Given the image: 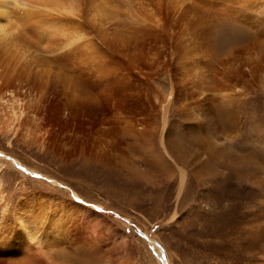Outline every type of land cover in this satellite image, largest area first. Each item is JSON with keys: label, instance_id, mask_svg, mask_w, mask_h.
Segmentation results:
<instances>
[{"label": "bare ground", "instance_id": "bare-ground-1", "mask_svg": "<svg viewBox=\"0 0 264 264\" xmlns=\"http://www.w3.org/2000/svg\"><path fill=\"white\" fill-rule=\"evenodd\" d=\"M243 109L264 117V0H0V135L88 180L157 185L151 168L177 175L178 200L189 175L249 163V152H228L240 144L226 128ZM3 182L0 264L127 263L98 211L40 181L12 195ZM226 206L236 219L219 221L223 240L248 215L244 200Z\"/></svg>", "mask_w": 264, "mask_h": 264}, {"label": "rangeland", "instance_id": "rangeland-1", "mask_svg": "<svg viewBox=\"0 0 264 264\" xmlns=\"http://www.w3.org/2000/svg\"><path fill=\"white\" fill-rule=\"evenodd\" d=\"M26 88L29 90L23 83L24 99L33 103L30 90L26 91ZM241 113L244 117L241 125L230 121L231 126L226 128L229 134L235 135L233 141L240 144L228 152L246 156L250 153L249 163L239 169L219 165L212 178L201 181L189 175L187 189L178 200L177 175L168 182L149 168L146 173L158 179L157 185L138 180L131 183L132 186L116 185L119 181L113 180L108 186L96 178L95 181L88 180L75 167L60 163L23 139L17 141L12 136L3 138L0 135V153H7L3 157L7 164L0 166L3 168L0 176L9 195L16 193L20 186L30 189L36 184L33 188H37L36 181H40L53 194H61L98 211L103 221L113 223L119 231L116 245L124 251L130 250L125 264H264V117H256L247 109ZM54 117L58 118V115L55 113ZM14 168L18 173H14ZM19 172L28 180L32 179L31 182L22 181ZM124 179L133 181L127 176ZM42 185L38 184V187ZM243 200L248 215L238 228L244 229V233L240 234L238 230L230 239H221L216 232L219 221L227 216V220L236 219H231L232 213L225 212L226 205L238 207ZM220 212L226 215L222 216ZM174 214L176 219L172 220Z\"/></svg>", "mask_w": 264, "mask_h": 264}]
</instances>
